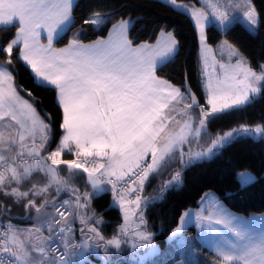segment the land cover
Instances as JSON below:
<instances>
[{
  "label": "snow or ice",
  "instance_id": "6c2138e0",
  "mask_svg": "<svg viewBox=\"0 0 264 264\" xmlns=\"http://www.w3.org/2000/svg\"><path fill=\"white\" fill-rule=\"evenodd\" d=\"M170 2L177 7H186L177 5L176 0ZM73 12V0H0V27L16 28L10 42L6 46L0 45L5 63L11 65L13 59L22 60L35 78L54 86L63 113L60 124L63 135L56 149L45 157L36 147V136L41 137L39 148L44 149L49 138V125L40 118L33 103L20 95L11 72L0 64V191L11 188L5 195L15 197L17 201L28 199L26 210L30 212L35 208L41 221L40 226L30 229L7 225L0 233V264H72V257L77 254L83 257L92 247L90 242L93 240H97V248L99 242H103L106 253L108 246L121 247L119 236L105 240L94 226L87 227L86 232L81 229V241L74 242L68 238V217L72 213L64 205L52 204V212L45 211L47 201L36 205L32 197L43 194L52 184H56L59 191L66 183L59 176L60 165H66L69 170L82 169L97 191L102 190L100 186L105 182L115 189L113 177L119 181L126 176H136L143 185L150 174L175 158L178 147L181 163L188 164L212 155L234 133L264 135L262 126L254 129L242 126L218 135L207 150L190 152L188 160H184L182 145L193 136L199 139L208 121L226 110L248 103L253 94L259 92L256 85L264 81V65L257 74L225 41L231 55L239 58L227 68L220 65L225 69L223 80L205 83L207 103L200 107L199 126H196L188 111L198 105L196 97L192 96L189 103L185 92L156 75L158 65L176 50L177 41L172 33H166V42L160 47L137 45L129 38L130 22L121 20L112 25L107 39L84 44L73 38L62 48L53 47V41L74 22ZM192 15L203 42L208 14L203 9L193 8ZM212 15L221 26L229 22V16L219 11V5L214 6ZM245 16L250 24L257 23L254 9L246 10ZM105 19L101 14H90L85 24L99 25ZM43 33H46V44L41 43ZM31 95L28 92V96ZM181 103L185 111L180 114L187 119L180 130L175 131L169 121H175L173 113ZM29 139L31 145L27 143ZM65 150L77 159H61ZM149 153L151 163L146 159ZM96 158L104 159L106 163H97ZM89 163L93 167L89 168ZM37 171L47 177L44 187L33 185L29 191H19L22 182ZM241 179L248 182L252 177L242 173ZM177 181L179 173L165 187ZM88 198L89 194L85 193L83 199L87 201ZM80 199L77 195V206L85 207L79 204ZM137 199L139 201V197ZM204 211L195 214L196 222L212 240L216 264H264V231L252 234L237 217L215 206L214 210H207V215ZM190 215L185 213L181 217L182 224ZM81 223L86 221L82 219ZM216 225L226 229L235 239H229ZM45 230L47 236L43 234ZM180 232L181 227L174 229L170 239ZM122 234L127 235V232L122 229ZM151 240V233L136 231L130 242L133 253L138 249L154 250Z\"/></svg>",
  "mask_w": 264,
  "mask_h": 264
},
{
  "label": "trees",
  "instance_id": "16d2710c",
  "mask_svg": "<svg viewBox=\"0 0 264 264\" xmlns=\"http://www.w3.org/2000/svg\"><path fill=\"white\" fill-rule=\"evenodd\" d=\"M251 2L257 14L255 31L239 21L233 22L224 30L210 24L205 30L206 40L211 46H216L223 39L232 42L248 58L250 66L259 70L264 65V0ZM90 14H101L106 19L99 25L85 24V19ZM73 17L74 22L70 27L55 39V46L65 45L74 35L83 42L103 37L113 24L125 18L132 19L129 37L135 44L153 41L161 30L173 32L178 41V49L169 60L158 66L156 74L183 90L186 84H189L200 105H206L199 70L198 32L186 12L163 0H75ZM80 29L84 31L81 32ZM15 31L14 26L0 27V45L6 46L14 37ZM0 63L12 73L20 92L28 97L40 114L50 122L52 137L46 148L51 150L62 133V109L56 100V89L54 86L37 82L30 67L22 60L13 59L12 64L7 65L5 56L0 54ZM28 92L32 95L28 96ZM259 123L264 125V84L248 103L226 110L208 121V129L204 134L212 137L233 126ZM219 148L218 153L185 166H181L180 156L176 151L175 158L148 177L143 187H140L141 192L146 195L142 205L144 219L146 225L153 228V240L159 246L166 245L170 232L178 225L184 210L196 206L202 195L209 190L215 191L218 198L235 213H264V135L234 138ZM62 158L72 159V156L63 153ZM59 168L61 179L66 183L59 192L50 190L53 195L41 194L32 197L37 206L70 193L75 194L74 189L78 192H88L91 189L82 169L69 170L66 165H60ZM243 169H250L255 174V178L246 184H242L238 179V172ZM177 170L179 172L176 174L179 173V177H182V184L175 186V183H172L165 187L168 184L166 179L173 176ZM46 183L45 174L37 171L22 182L19 191H29L33 185L41 188ZM12 186L16 187L15 184ZM130 188L134 190L136 186L128 187L121 195L126 194L128 198V193L132 191ZM5 192H11V188L8 191H0L1 220L8 223L32 222L30 217L35 208L30 212L26 210L28 199L17 201L15 197L5 195ZM112 196H115L112 191H103L92 196L97 216L105 218L106 226L102 229L108 235L121 222L120 210L112 204ZM77 232L82 233L79 227ZM190 232H195L193 225L177 236L180 246L183 247L182 243Z\"/></svg>",
  "mask_w": 264,
  "mask_h": 264
},
{
  "label": "rangeland",
  "instance_id": "374dc122",
  "mask_svg": "<svg viewBox=\"0 0 264 264\" xmlns=\"http://www.w3.org/2000/svg\"><path fill=\"white\" fill-rule=\"evenodd\" d=\"M163 1L171 4L170 0H163ZM198 1L200 4L196 3V1H188L187 2V1L176 0L177 5H183L186 7H177V6H174L172 4L171 5L174 6L176 9H179V10L184 11L187 14H189V16L192 18L195 26H196V20L193 18L192 9L193 8L203 9L206 11V13L208 14V19L204 23V29H203L204 40L206 39V31H205L206 27L210 24H214L222 30L225 27H228L233 22L239 21V22H243L247 27H249L253 31H255L257 28L258 22L255 25H252L248 22V20L245 16L246 10H248L251 7H252V9H254V6L252 5L251 0H198ZM216 5H219V11L226 12L227 15L229 16V22L224 26H221L220 23L216 20V18L212 15V12L214 11V6H216ZM196 29L198 32V37H199V39H201L200 38L201 32L197 28V26H196ZM205 41L207 42V40H205ZM225 41H227V45H231V47H234L236 49V51L240 55H242V57H246V56H244V54L242 52H240L238 50V48L232 42H230L226 39H223L220 42L224 43ZM227 45H225V43L220 44L219 51L221 53H225L229 57H232L230 49L228 48ZM210 47H211V45H210ZM234 48H232V49H234ZM0 64H3V63H0ZM14 82H15V79H14ZM263 84H264V82L262 83L261 87L263 86ZM15 85H17L16 82H15ZM17 87H18V89L20 88L18 85H17ZM19 91H20V89H19ZM257 94L258 93L253 94V96L257 95ZM200 107H201V105H200ZM200 107L198 108L199 109L198 118H197L198 123L196 126H199ZM37 112H38L40 118L46 124L49 125V138H48L47 144L45 145V146H47L51 137H52L51 124L46 118H44L40 114V112L38 110H37ZM258 125L264 127V125L260 124V123L255 124V125H244L243 124V125H239V126L230 127L228 129H225L224 131L216 134L215 136L209 137L208 135L204 134L208 129L207 123H206L205 129H204L202 135L200 136L199 141L196 144H194V143L190 144L189 147L188 146L182 147V150L184 152V160H188L190 152L195 153V152H199L202 150H207L211 146L212 140L215 139L218 135L222 136L224 133L232 132L234 129H240L242 126L250 128V129H254ZM255 135H258V134L254 133V132H249V133L237 132V133H234L233 137L230 140H232L234 138L246 137V136H255ZM36 140L40 141L41 137L39 135H37ZM176 151H178V154L180 156L181 149L178 148V149H176ZM219 151H220V148L214 150L213 154H216ZM148 156H149V154H148ZM148 156L146 157V159H148ZM61 159H64V158L61 157ZM72 159H74V158H72ZM89 160H91V159H89ZM180 161H181V159H180ZM48 162H50V161H48ZM96 162L100 163V160L96 158ZM104 163H106L105 160H104ZM185 165L186 164H182L181 166H185ZM87 166L89 168H91V167H93V164L89 163ZM176 172H179V170L175 171L173 176L167 178L166 179L167 182L172 181V178L174 176H176ZM242 173L248 174L252 177V179L249 180L248 182H251L255 178V174L252 170H250V169L240 170L238 172V179L240 180V182L242 184L248 183V182L242 181V179H241ZM152 174H154V173H152ZM152 174L149 175V178L151 177ZM86 177H87V180L89 182L87 173H86ZM105 181H106V178H105ZM182 181H183L182 177L180 176L179 181L173 182V183H175L174 184L175 186H180L182 184ZM138 185L140 187H143V185H141L140 182ZM90 186H91V189L88 192H78L77 189H74V190H76V191H74L75 194L70 193V194L62 196L59 199H54L51 202H49L48 205L49 204H51V205L52 204H62L72 213V215L68 217V228L74 227L73 232L71 234V237H73L76 240L74 242H77V240H79L77 242V243H79L82 239V233L78 234V232L76 231V228H77L76 226H79L80 224H82L81 220L83 219L86 221V223H83L84 226L82 227V229L85 232L87 231V227L94 226L97 228V230L100 232V234L105 238V240L111 239L113 236H119V238L122 241V244H121V247L119 249H116L115 246H108V251L106 253L104 251V243L99 242L100 246L97 248L95 246L97 244V240H93L90 242L92 247L87 251L86 257L82 258L79 254H77L75 257H72V260L76 261L77 263L80 261L81 264H124V263L137 264V260H144L143 262H141V264H171V262H174L178 256H182L180 264H191V263L196 264V263L200 262V247H198V244H200V241L202 240L203 236L207 234L204 230H202L200 227L197 226V222H196L195 214L197 212H200V199L198 200V204L196 205L198 207L197 210H192V209H195L196 206H191V207L187 208L188 211H192V212H185L184 211L182 216L185 213H191V215L185 219L183 224H182V221L180 218L178 225L175 228H173V230H174L178 227H181V232H180V234H181L182 232L187 231L189 226L191 224H193V225H195V227L197 229V233H193V234L191 232L187 233L186 241L182 243V245H184V247H182V246H180V242L177 240V237H173L172 239H170V237H172V234H173V230H172L170 232L168 238H167L166 245L164 247H161L156 242H154V240H153L154 230L150 226L146 225V222L144 219V210H143L142 205H143V202L146 198V195H144L143 191L140 192L139 195L135 196L132 199H128L126 194L119 195V196H112V204L114 206L118 207L120 210L121 222L115 227L113 232L108 235L102 229L106 226L105 225V218L101 217V216H97L95 209L93 207V204H92V196H93V194H99L100 192H103V191H111V186L107 182H105L104 184H102L100 186L102 189L101 191L94 190L91 183H90ZM210 192L214 193L218 197V195L215 191L210 190ZM85 193L89 194V198L87 201H85L83 199V196ZM77 195H79L81 197V200H79V204L85 205V207H78L77 206ZM138 197H139V201L137 199ZM65 202H67V203H65ZM208 204H209V207H213L216 205V203H214L212 200L208 201ZM222 204H223V202H222ZM121 205H123V207H121ZM203 206H206V205H203ZM48 209H49V206L45 209V211H47ZM33 212L35 213V211H33ZM34 213L31 215V217H33V218L36 214V213L35 214ZM97 221H99V223H97ZM142 221H143V223H142ZM122 229L127 232V235L122 234ZM138 230H146L147 232L152 234L151 243L154 246V250L153 249H138L135 254L133 253L130 242H131L135 232ZM58 241L62 242L61 240H58ZM101 244H103V245H101ZM115 256H117V257H115Z\"/></svg>",
  "mask_w": 264,
  "mask_h": 264
},
{
  "label": "crops",
  "instance_id": "0c3cea01",
  "mask_svg": "<svg viewBox=\"0 0 264 264\" xmlns=\"http://www.w3.org/2000/svg\"><path fill=\"white\" fill-rule=\"evenodd\" d=\"M74 2H75V0H73V3ZM196 3L200 4L198 0H196ZM251 9H252V7H251ZM123 20H127V21L130 22L129 23V28H128V33H129V29H130V27L132 25V19L125 18ZM226 28L227 27H225L224 29H226ZM111 29H112V27L110 28V30L108 31V33L105 36H103V37L97 38V39L92 40V41H89V42H83V41H80V42L81 43H84V44H89V43H92V42H94L96 40L107 39L108 38V35H109V32L111 31ZM224 29H222V30H224ZM166 33H172L173 34V32H171V31L161 30L157 34L156 38L153 41H143V42L136 43V44L137 45H139V44H149V45L153 46L154 48L160 47V46H162L166 42V39H167ZM203 35H204V33H203ZM42 37L43 38L41 40V43L46 44L47 43L46 33H43L42 34ZM173 37L177 41V38L175 37L174 34H173ZM73 38H77V35H74L71 39H73ZM200 38H201V34H200ZM205 40H203V42H202L201 39H199V56H200V66H199V70H200V76H201V80H202V88H203V92H204V95H205V100H206V103H207V90L205 88V83L207 81H209V80H211L212 82H216L217 80H223L225 78V69H221L220 68V65L221 64H224L226 66V68H227L228 66L235 64L236 59H238L239 57H237V56L229 57L225 53H221L219 51V46H220V44H224V43L219 42L216 46H211L210 47V45ZM54 41H53V43H54ZM65 45L55 46L53 44V47H55V48H62ZM232 48H234V47H232ZM177 49H178V41H177V46H176L175 52L167 60H169L176 53ZM240 56H242V55H240ZM243 58L248 62V65L250 66V63H249L248 58L247 57H243ZM205 60H206V63H205ZM162 63H164V62H162ZM162 63H160L159 65H161ZM253 71L256 72L257 74H260L261 69H259V70L253 69ZM160 78H162V77H160ZM35 79L39 83L46 84V83L41 82L37 78H35ZM162 79H164V78H162ZM263 82L264 81H261V82H258L257 83L256 87L259 90L261 89V85H262ZM171 84L174 85L177 88H180L183 92H185L186 99L190 103V99H189V96L186 93V91L183 90L178 85H175L173 83H171ZM17 89H18V87H17ZM18 91H19V89H18ZM20 95L24 99H27V100H29V102L32 103V101L28 97L24 96L21 92H20ZM56 100L58 102L57 91H56ZM201 106H205V105H201ZM199 107H200V105L199 106H194L193 108H191L190 110H188L190 112V115L193 118V121H194V123L196 125L198 123V119L197 118H198V111H199L198 108ZM165 111H167V110H165ZM184 111H185L184 104L183 103L179 104L177 106V108H176V112L173 113V115L176 117L175 121H169V123L171 124V128L173 130L179 131L180 130V127L183 125V122L187 119V116L180 114V113H183ZM62 119H63V113H62ZM62 135H63V130H62V133L60 135L59 140L57 141V143L55 144V146H53V148L51 150H49V151L47 150L46 146H45L44 149H40L39 148V142L40 141L36 140L37 141V143H36L37 149L40 150V151H42L43 153H49V152L55 150L56 149V146L59 143ZM198 141H199V139H197L195 136H193V137L190 138V141L188 143H184L182 145V147L183 146L184 147H186V146L189 147L190 144H193V143L196 144ZM27 143L29 145H31L32 144V141L29 139V140H27ZM64 153H68V154H70L72 156V158L77 159L76 156L72 155V153L68 152L67 150H65ZM147 160H148L149 163H151V154L150 153H149V156H148V159ZM105 162H106V160H105ZM41 163H43V161H41ZM50 163L51 162H48L49 165H50ZM60 178H61V175H60ZM137 185H138V183H137ZM63 186H61V187H63ZM42 187H44V186H42ZM4 190L5 191H8L9 188H5ZM50 190H53L54 192H59L60 191V190L59 191L57 190V185L56 184H52L51 187L46 192H44L42 195H45V194L53 195V193H50ZM130 190H132V188H130ZM74 191H76V190H74ZM211 200L214 203H216V205H215L216 208H219V209L223 210L224 212L230 213L232 216L237 217L239 219V221L242 223V226L245 227L246 229H248L252 234H259L261 231H264V213H254V214H249V215H243V214L235 213L227 205H224V203L222 204L221 200L214 193H211L210 190L209 191H206L202 195V197L200 198V211L202 209L203 210H206V211H204V215H207L208 214V211L207 210H214V206L213 207H209V204H208V201H211ZM203 205H206V206H203ZM48 206H49V209L47 210V212H52L53 209L51 207V204H49ZM197 208L198 207L196 206V208L195 209H192V210H197ZM184 211L185 212H192V211H188V209L187 210H184ZM35 213H34L35 214L34 218L33 217H30L32 219V222H30V223H9V224H11L14 228H18V229H30V228H33L34 226H40L41 225V221H39L38 218H37V212H36V210H35ZM191 225H193V224H191ZM83 226H84L83 224H80L79 226H76V227L77 228L79 227V229L81 230ZM193 226L195 228V232L194 233H197V229H196L195 225H193ZM215 227H217V229H219V230H222L229 239H232V240L235 239V237H233L231 233H228L226 229H222L221 226H219V225H216ZM77 228H76V231H77ZM68 229H69V231H68V238H70V239L72 238L71 239L72 241H76L73 237H71V234L73 232L74 227H70ZM43 234L45 236H47L48 235V232L45 230ZM78 234H81V233L78 232ZM78 241L79 240H77V242ZM183 247H184V245H183ZM198 247H200V262H198L196 264H216L217 257H216L215 250H214V247H213V243H212V240H211L209 234H206V235L203 236L202 240L200 241V244H198ZM86 256H87V251L84 253V256L83 257H86ZM181 258H182V256H178L174 262H171V264H180ZM143 261L144 260H137V264H141V262H143ZM72 264H81V262L79 261L77 263L76 261L72 260ZM191 264H193V263H191Z\"/></svg>",
  "mask_w": 264,
  "mask_h": 264
},
{
  "label": "built area",
  "instance_id": "2783aa9c",
  "mask_svg": "<svg viewBox=\"0 0 264 264\" xmlns=\"http://www.w3.org/2000/svg\"><path fill=\"white\" fill-rule=\"evenodd\" d=\"M43 155L46 157L48 154H43ZM97 159L100 160V163H104V159H101V158H97ZM112 179H113V182L116 184V188L113 189L112 184H109V185L112 187V192H113V195L115 196L121 195L122 192L126 191L128 187L133 186L135 182L139 181V179L136 176H132L131 178L126 176L122 180H119V181H117L114 177ZM139 194H140V189L135 188L134 190L128 193V199H132ZM58 205H62V204H58ZM7 225L8 224L6 222L0 220V233H2L4 229H6ZM57 243L61 244L59 241H57Z\"/></svg>",
  "mask_w": 264,
  "mask_h": 264
},
{
  "label": "water",
  "instance_id": "95a60500",
  "mask_svg": "<svg viewBox=\"0 0 264 264\" xmlns=\"http://www.w3.org/2000/svg\"><path fill=\"white\" fill-rule=\"evenodd\" d=\"M185 91L187 92V94H188V96H189L190 103H191V97H192V96H195V97H196V100H197V102H198V105H197V106H199V105H200V101H199V99H198L196 93L194 92V90L191 88V86H190L189 84H186V86H185Z\"/></svg>",
  "mask_w": 264,
  "mask_h": 264
}]
</instances>
